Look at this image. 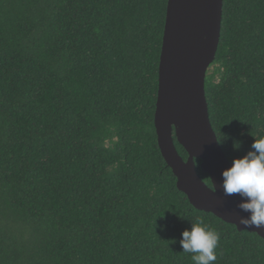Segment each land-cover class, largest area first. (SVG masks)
<instances>
[{
	"label": "trees",
	"instance_id": "1",
	"mask_svg": "<svg viewBox=\"0 0 264 264\" xmlns=\"http://www.w3.org/2000/svg\"><path fill=\"white\" fill-rule=\"evenodd\" d=\"M168 1L0 0V264H193L197 218L215 264H264V239L194 208L162 156ZM206 97L232 164L264 136V0H224Z\"/></svg>",
	"mask_w": 264,
	"mask_h": 264
},
{
	"label": "water",
	"instance_id": "2",
	"mask_svg": "<svg viewBox=\"0 0 264 264\" xmlns=\"http://www.w3.org/2000/svg\"><path fill=\"white\" fill-rule=\"evenodd\" d=\"M223 6L224 0L168 1L155 128L162 156L192 206L264 239V227L240 224L248 216L237 207L240 197L225 196L221 187L222 172L232 164L210 120L206 77L220 44ZM174 137L188 153L187 160L179 154ZM196 159L202 161L212 187L199 175Z\"/></svg>",
	"mask_w": 264,
	"mask_h": 264
},
{
	"label": "clouds",
	"instance_id": "3",
	"mask_svg": "<svg viewBox=\"0 0 264 264\" xmlns=\"http://www.w3.org/2000/svg\"><path fill=\"white\" fill-rule=\"evenodd\" d=\"M234 150L241 148L234 142ZM225 196L238 195L241 202L237 207L247 217L240 219L245 228L264 227V136L254 138L251 150L242 158L234 159L232 166L222 172V185ZM190 230H184L179 243L184 253L191 254L193 264H215L216 249L220 235L203 219L191 223Z\"/></svg>",
	"mask_w": 264,
	"mask_h": 264
}]
</instances>
